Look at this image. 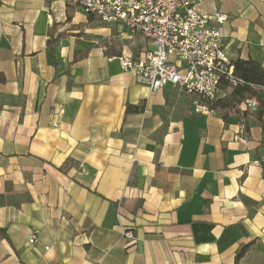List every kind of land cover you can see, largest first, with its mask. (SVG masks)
Wrapping results in <instances>:
<instances>
[{
	"label": "crops",
	"instance_id": "crops-1",
	"mask_svg": "<svg viewBox=\"0 0 264 264\" xmlns=\"http://www.w3.org/2000/svg\"><path fill=\"white\" fill-rule=\"evenodd\" d=\"M199 8L264 68V0ZM148 49L62 0H0V264H264V107L151 92L118 61Z\"/></svg>",
	"mask_w": 264,
	"mask_h": 264
},
{
	"label": "built area",
	"instance_id": "built-area-1",
	"mask_svg": "<svg viewBox=\"0 0 264 264\" xmlns=\"http://www.w3.org/2000/svg\"><path fill=\"white\" fill-rule=\"evenodd\" d=\"M101 23H116L132 34L143 36L149 49L138 57H118L124 73L151 92L172 85L194 97L195 112L208 114L223 82L242 81L233 76V63L225 53L220 26L225 15L200 10L205 0H62ZM258 102L247 98L240 106L255 109ZM255 165L264 164V149ZM131 237L130 233H123ZM35 242L31 237L29 243Z\"/></svg>",
	"mask_w": 264,
	"mask_h": 264
},
{
	"label": "trees",
	"instance_id": "trees-1",
	"mask_svg": "<svg viewBox=\"0 0 264 264\" xmlns=\"http://www.w3.org/2000/svg\"><path fill=\"white\" fill-rule=\"evenodd\" d=\"M53 41L50 43L52 45ZM233 76L242 81L241 85L232 86L223 82L221 90L226 94L209 105L210 109L236 110L247 98H255L257 107H264V68L252 60H236L233 62ZM130 108V107H129ZM132 110H136L132 108ZM264 127V124H261ZM244 249L237 255L240 257Z\"/></svg>",
	"mask_w": 264,
	"mask_h": 264
}]
</instances>
